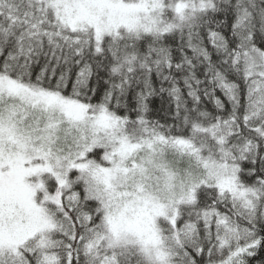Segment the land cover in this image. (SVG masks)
Here are the masks:
<instances>
[{"label":"snow or ice","instance_id":"obj_1","mask_svg":"<svg viewBox=\"0 0 264 264\" xmlns=\"http://www.w3.org/2000/svg\"><path fill=\"white\" fill-rule=\"evenodd\" d=\"M0 264H264V0H0Z\"/></svg>","mask_w":264,"mask_h":264}]
</instances>
